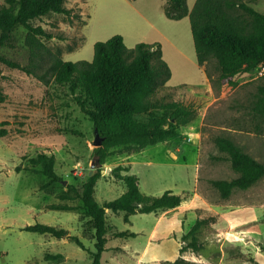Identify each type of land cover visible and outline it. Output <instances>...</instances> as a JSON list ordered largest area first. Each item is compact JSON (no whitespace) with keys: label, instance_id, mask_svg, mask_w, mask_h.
I'll return each mask as SVG.
<instances>
[{"label":"rangeland","instance_id":"1","mask_svg":"<svg viewBox=\"0 0 264 264\" xmlns=\"http://www.w3.org/2000/svg\"><path fill=\"white\" fill-rule=\"evenodd\" d=\"M167 1L66 0L72 15L49 12L32 21L52 35L38 37V50L46 63L55 56L91 61L94 44L116 34L130 48L139 42L159 44L171 77L153 99L180 101L196 110L195 118L179 126L178 134L167 141L136 152L115 147L114 154L100 165L93 152V123L80 111L68 87L52 80L46 84L32 74L0 65V122H7L8 130L0 137V264H48L46 251L67 256L53 264L91 263L96 240L90 232L84 233L80 212L50 209L49 205L62 201L59 196L69 184L81 185L93 163L98 166L93 172L101 168L95 191L100 203L125 192V182L109 170L123 163L131 165L129 173L138 175L144 193L161 195L172 190L184 198L177 208L132 214L128 221L123 211L108 209V234L131 231L135 236L108 235L102 264L175 261L181 255L183 233L199 217L208 221L199 235L203 248L185 252V258L194 264H264V176L248 189H235L229 198H223L212 184V180L239 175L217 147L216 136L232 139L264 163V126L263 134L258 133L261 121L252 113L258 85L264 82V63L239 75L237 87L223 88L216 58L210 56L203 64L197 60L190 17H168ZM196 1L187 0L190 11ZM241 1L264 13V0ZM7 36L0 52L29 64L27 29L17 26ZM44 68L35 70L40 73ZM147 117L138 115L142 120ZM40 152L55 155L60 181L49 184L47 176L36 173L40 166L24 170L32 167L31 159ZM19 165L21 171L16 170ZM36 222L65 228L84 247L70 238L23 229Z\"/></svg>","mask_w":264,"mask_h":264},{"label":"trees","instance_id":"2","mask_svg":"<svg viewBox=\"0 0 264 264\" xmlns=\"http://www.w3.org/2000/svg\"><path fill=\"white\" fill-rule=\"evenodd\" d=\"M66 0H5L0 3V46L7 40V32L17 26L27 29L26 43L31 49V60L21 64L0 52V65L32 74L46 84L54 81L67 86L73 100L84 115L93 123L103 137L101 146L93 152L100 165L114 154L115 147H124L136 152L148 145L167 141L178 134L181 125L188 124L196 116V110L176 100H155L157 90L171 77V69L162 57L161 46L157 43L139 42L130 48L124 37L116 34L106 41L94 44L93 59L78 61L64 60L55 56L47 61L38 50L39 36L51 38L41 26L32 21L49 12L72 15L73 10L65 5ZM168 17L181 19L190 17L191 28L197 52V60L203 64L210 56L218 62L219 82L225 89L239 85L238 76L250 72L264 63V13L241 0H197L190 11L187 0H168L165 8ZM78 15V14H77ZM79 16V15H78ZM40 61L36 63V59ZM46 64V67H45ZM44 68L38 73L35 68ZM256 100L252 106L257 124V132L264 126V82L258 85ZM2 99V98H1ZM147 114V119L138 115ZM262 123V124H261ZM0 122V137L8 133ZM75 134L82 135L79 130ZM215 143L220 151L227 154L232 168L239 174L233 179L212 180L213 186L223 198H229L235 189H248L264 176V163L245 152L232 139L216 136ZM129 152V153H131ZM33 166H40L36 173L49 178V184L60 181L56 171L54 154L40 152L31 159ZM131 167L119 164L112 169V175L126 184V190L119 197L100 203L95 196L96 184L101 177L98 168L81 184H69L68 190L60 194L61 200H81L84 218H88L89 228L94 230L96 250L91 253L90 264H102L103 253L107 249L108 229L106 211L125 212V220L135 213H150L168 210L179 206L183 196L166 190L161 195L144 193L140 188L137 174L129 173ZM21 171V165L16 167ZM50 209L71 210L76 206L68 203H52ZM206 218H198L192 227L182 235L183 245L180 257L164 264H194L183 254L187 251L199 252L202 249L198 237L199 230L207 223ZM23 229L49 234L56 238H70L84 247L78 236L69 235L68 230L47 223L36 222ZM129 231L115 232V237H129ZM46 259L59 263L65 259L62 253H47Z\"/></svg>","mask_w":264,"mask_h":264},{"label":"crops","instance_id":"3","mask_svg":"<svg viewBox=\"0 0 264 264\" xmlns=\"http://www.w3.org/2000/svg\"><path fill=\"white\" fill-rule=\"evenodd\" d=\"M129 154V153H128ZM124 164V163H123ZM125 165H129V164H125ZM130 167H131V165H129ZM77 201V202H76ZM79 201V202H78ZM58 203H68V204H70V205H74V206H76V209H71V210H75V211H79L80 212V219L83 221V226H84V233H87V232H90L89 233V236H93L94 237V230L93 229H88L90 226H89V223H88V218H84V214H83V212H84V208L82 207V202H81V200H62L61 202H58ZM177 208V207H176ZM168 210H170V209H168ZM165 211H167V210H165ZM125 213V212H124ZM107 214H108V209H107V211H106V220H107ZM136 214V213H135ZM132 215V214H131ZM130 215V216H131ZM130 216H129V218H130ZM199 218H203V217H199ZM107 224H108V221H107ZM206 224V223H205ZM205 224L201 227V229L199 230V233H198V237H199V235H200V232H201V230L204 228V226H205ZM108 226H109V229H108V231L110 230V228H111V226L108 224ZM59 227V226H58ZM115 232H119V231H114L113 233H111V235H109L110 237H112V238H118V237H115L114 236V233ZM129 232H131V231H129ZM187 232V231H186ZM186 232H184V233H186ZM132 233H134V232H132ZM183 233V234H184ZM135 234V233H134ZM48 235V234H47ZM70 235V234H69ZM50 236V235H49ZM73 236V235H72ZM135 236V235H134ZM52 237V236H51ZM130 237V236H129ZM67 239V237H65L64 238V240H66ZM199 240H201L200 239V237H199ZM200 244H201V242H200ZM180 247H181V244H180ZM203 248V247H202ZM107 249H108V243H107ZM106 249V250H107ZM119 250H121V248H117V251H119ZM202 250V249H201ZM116 251V252H117ZM180 251V250H179ZM106 252V251H105ZM47 253H52V254H56V253H53V252H50V251H46V253H45V256H46V254ZM104 254V253H103ZM186 254H183V257L185 256ZM63 256L65 257V259L64 260H66L67 259V256L65 255V254H63ZM199 256V255H198ZM180 257V256H179ZM185 258V257H184ZM102 259H103V256H102ZM185 259H187V258H185ZM45 260H46V262L48 263V264H53L54 262H50V261H48L47 259H46V257H45ZM63 260V261H64ZM92 260V259H91ZM187 260H190V259H187ZM196 261H199L198 260V257L195 259ZM63 261H61V262H63Z\"/></svg>","mask_w":264,"mask_h":264},{"label":"water","instance_id":"4","mask_svg":"<svg viewBox=\"0 0 264 264\" xmlns=\"http://www.w3.org/2000/svg\"><path fill=\"white\" fill-rule=\"evenodd\" d=\"M103 143V137L100 135V133L96 130L95 131V139L93 141V144L95 146H101ZM97 164L93 163L92 164V169L90 170L89 174L91 175L94 171L95 168H97ZM109 170H112V169H109Z\"/></svg>","mask_w":264,"mask_h":264},{"label":"built area","instance_id":"5","mask_svg":"<svg viewBox=\"0 0 264 264\" xmlns=\"http://www.w3.org/2000/svg\"><path fill=\"white\" fill-rule=\"evenodd\" d=\"M1 255V254H0Z\"/></svg>","mask_w":264,"mask_h":264}]
</instances>
